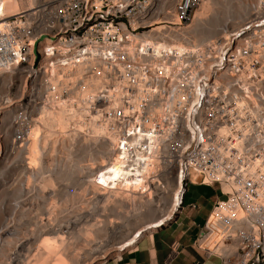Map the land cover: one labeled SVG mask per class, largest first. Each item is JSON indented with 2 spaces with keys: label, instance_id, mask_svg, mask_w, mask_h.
<instances>
[{
  "label": "built area",
  "instance_id": "built-area-1",
  "mask_svg": "<svg viewBox=\"0 0 264 264\" xmlns=\"http://www.w3.org/2000/svg\"><path fill=\"white\" fill-rule=\"evenodd\" d=\"M19 1L7 14L0 0V82L8 76L10 93L0 115L12 107L0 124V264H22V223L72 221L23 201L71 189L43 184L42 146L31 152L43 174L27 162L35 126L57 108L83 133L102 129L128 163L152 167L149 180L177 179L181 203L189 184L213 186L199 240L213 212L220 235L203 249L219 264H264V0L219 37L177 47L156 35L158 49L136 35L178 29L202 0Z\"/></svg>",
  "mask_w": 264,
  "mask_h": 264
},
{
  "label": "rangeland",
  "instance_id": "rangeland-1",
  "mask_svg": "<svg viewBox=\"0 0 264 264\" xmlns=\"http://www.w3.org/2000/svg\"><path fill=\"white\" fill-rule=\"evenodd\" d=\"M249 1L202 0L192 11L190 20L181 25L177 29L178 34L172 37L184 35L187 39L183 42L187 40L195 43L219 37L223 25L235 27L247 17ZM165 38L173 40L168 35ZM175 45L184 46L181 43ZM0 90H3V86ZM52 117L58 120L42 118L46 127L58 129L57 132H47V136L49 133L50 139L57 145L46 149V166L57 175L59 183L65 182L71 187L74 183H80L82 175L87 178L82 187L80 184L77 187L84 190L82 194L67 197L61 194L55 199L28 193L24 197L23 201L28 206L42 203L51 206L50 213L41 212L48 214L49 219L52 217V220L61 221L65 216L72 221L48 223L45 218L46 223H22V264L31 262L33 253L35 255L37 251L35 236H39L40 245L32 264H108L127 249L124 244L138 230L149 228L150 224L172 213L171 218L160 227L140 236L135 245H143L153 236L159 239V235L164 234L162 229L177 222L178 210L170 212L178 190L177 179L167 177L164 181L160 178L148 180L143 187L131 189V196L120 187L116 190L102 189L95 184L94 178L101 167L110 164L117 156L111 154V143L104 131L100 133L96 128L83 133L79 127L71 125L69 117L61 108ZM41 134L40 127H35L32 138L38 141ZM205 190V187L190 185L185 202ZM164 239L161 238V241L166 243V237Z\"/></svg>",
  "mask_w": 264,
  "mask_h": 264
},
{
  "label": "bare ground",
  "instance_id": "bare-ground-1",
  "mask_svg": "<svg viewBox=\"0 0 264 264\" xmlns=\"http://www.w3.org/2000/svg\"><path fill=\"white\" fill-rule=\"evenodd\" d=\"M28 5H30V3ZM24 6L25 5H23L22 2L19 0H4V4H3L4 11L7 14L18 13L19 11H21V8ZM152 31H154V33H151ZM177 32H178L177 28H172V27L167 28L164 24H156L155 26L152 27L151 30L143 33V35H141V36L136 35V38L139 39V41L142 43L151 44L156 49L163 46V43H164V42H161L159 40H155L153 37L156 35L162 36L163 38H165L168 35L170 38L173 39V40H171V42H169L173 45L180 44V43L185 45L186 42H189L187 40L185 42H183V40L186 38L184 35H182V37L176 36V38H173V37H175L176 34H178ZM179 38H182V40H180ZM149 39H151V41ZM175 46L183 47L181 45H175ZM8 83H9L8 76H6L4 78V80L0 82V89L3 86V90H0V97L2 96V98H4L5 94H8V96L10 95V93L8 91H6V92L4 91V89H6ZM11 110H12V107L7 105V107L3 108L4 113L0 115L2 117L1 124L4 127H6L8 124V114L10 113ZM58 110H59V108H57L56 111L53 113H57ZM53 113L51 115V118L54 121H57L58 120L57 118L55 119L54 117H52ZM35 127H40L43 135L41 134L42 137H39L38 141H35L31 135L30 145H29L30 153L27 157V162L32 167L33 171H35V173H38L40 175V173H42V172L40 169L41 165L38 161L37 152H31V150L37 151V149H38L37 147L39 145L42 146L44 150H46V149L49 150L51 147L52 148L56 147L57 143L54 140L50 139L49 133L57 132L56 130H58V129L55 130V128L46 127V125H44L42 123V120ZM94 129H96V127ZM94 129L92 131H94ZM98 130L100 133H102V131H103L102 129H99V128H98ZM47 132H49L48 136H47ZM34 147H35V149H34ZM111 154L112 155L114 154L117 156L114 158V160L110 164L105 165L99 169L98 173L96 174V176L94 178V182L98 187L105 189V190H116L120 187V188L126 190L127 194L131 196L132 195L130 192L131 189L143 187L148 182V180L150 179L149 175H150V170H151L149 168H152V167H150V166L148 167V165L135 166V165H132L131 163H128L127 160H125V155L123 153L115 152L113 150L112 145H111ZM54 160H55V158H54ZM81 177L82 178H80L81 180H80L79 184L82 187L84 185L83 181H86L87 176L82 175ZM165 178H167V177H165ZM165 178H163L161 180L164 181ZM41 180H42L43 184H45V185H56V183L58 182V177L53 172L49 171V172L41 175ZM101 181H103V182H101ZM79 184L74 183V185L72 187L69 186V188H71V189L69 190V193L67 194V196H72L75 194H82L84 190L82 188L80 190L77 189ZM67 196H65V197H67ZM180 203H181V193L179 192V189H178L177 192L175 193L174 198H173L172 209L170 212H174V211L178 210ZM171 214L172 213H168L165 217H163V218L159 219L158 221L150 224L148 226L149 228L146 227L144 229L138 230L135 234H133L128 239V241L124 244V247L129 248V247H132L133 245H135V243L139 240L140 236H142V234L144 232H147L150 229H154L155 227L164 224L167 219L171 218ZM211 216L209 217V219L210 218L211 219L210 220L208 219V221H207V226L210 228V230H208L206 237L201 240V241L206 240V244H208V245H209V239L211 237H214L216 239V237L220 235L219 234L220 233V226L218 224H216V223H218L216 221V218H214V216L212 214H211ZM209 234H210V237L208 236ZM35 240H36V250L37 251L35 252V255L33 253L32 260L28 264H32L35 261L36 255L39 253V245H40L39 236H35Z\"/></svg>",
  "mask_w": 264,
  "mask_h": 264
},
{
  "label": "crops",
  "instance_id": "crops-1",
  "mask_svg": "<svg viewBox=\"0 0 264 264\" xmlns=\"http://www.w3.org/2000/svg\"><path fill=\"white\" fill-rule=\"evenodd\" d=\"M190 185L205 187L206 190L185 202ZM216 197L213 186L189 184L178 207L176 223L162 229L164 234L159 235V239L153 236V239L145 241L143 245H133L108 264H219L216 256L208 254L203 249L212 247L215 238L209 239V245L206 244V240L200 242L202 246L198 243L204 221ZM214 213L211 214L216 218ZM208 236L210 237V234ZM165 237L166 243L161 241V238L165 240Z\"/></svg>",
  "mask_w": 264,
  "mask_h": 264
},
{
  "label": "snow or ice",
  "instance_id": "snow-or-ice-1",
  "mask_svg": "<svg viewBox=\"0 0 264 264\" xmlns=\"http://www.w3.org/2000/svg\"><path fill=\"white\" fill-rule=\"evenodd\" d=\"M101 182H103V181H101Z\"/></svg>",
  "mask_w": 264,
  "mask_h": 264
}]
</instances>
